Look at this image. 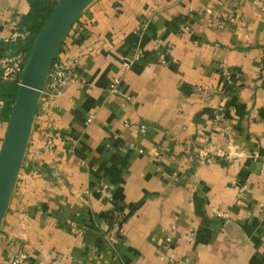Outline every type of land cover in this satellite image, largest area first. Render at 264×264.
Listing matches in <instances>:
<instances>
[{
	"label": "crops",
	"instance_id": "crops-1",
	"mask_svg": "<svg viewBox=\"0 0 264 264\" xmlns=\"http://www.w3.org/2000/svg\"><path fill=\"white\" fill-rule=\"evenodd\" d=\"M30 5L0 0L1 53ZM263 6L92 1L59 51L76 81L38 107L0 264H264Z\"/></svg>",
	"mask_w": 264,
	"mask_h": 264
},
{
	"label": "water",
	"instance_id": "water-1",
	"mask_svg": "<svg viewBox=\"0 0 264 264\" xmlns=\"http://www.w3.org/2000/svg\"><path fill=\"white\" fill-rule=\"evenodd\" d=\"M92 1L59 0L27 51L0 147V227L23 165L48 71L69 29Z\"/></svg>",
	"mask_w": 264,
	"mask_h": 264
},
{
	"label": "built area",
	"instance_id": "built-area-1",
	"mask_svg": "<svg viewBox=\"0 0 264 264\" xmlns=\"http://www.w3.org/2000/svg\"><path fill=\"white\" fill-rule=\"evenodd\" d=\"M51 2H58L59 0H50ZM264 10V6L262 7ZM211 13L210 11H208ZM212 22L217 26V28L222 29L223 24L220 19L216 15H212L211 17ZM75 24V23H74ZM73 24V25H74ZM73 27V26H72ZM184 30H188V26L184 27ZM22 37H26L24 33ZM64 42V40H63ZM27 52L19 49L17 51H9L6 53L0 52V78L3 82L19 84L20 74L24 65V61L26 58ZM74 61H67L65 58L60 56V52L57 53L49 71L47 74V80L43 91L41 92L39 98V105L48 103L53 99L57 98L58 96L62 95L65 89L76 81V76L73 72ZM221 67L224 68L223 65ZM117 81L115 82V84ZM114 89V86L112 87ZM37 115V114H36ZM36 117V116H35ZM221 117L219 115L214 116V124L219 122ZM140 132L145 133L146 126L140 125L139 127ZM44 146L45 150L51 151L54 147V135L50 132H46L44 135ZM115 138V137H113ZM126 149H133L136 150L133 145H129ZM138 153H142V150H136ZM205 158L210 159L211 156L209 153L205 155ZM216 217L223 218L220 212H215ZM69 229L74 234H81L83 231L77 227V225L73 221H68ZM193 236V232L190 231L188 233V237L191 238ZM172 239L169 237L166 239L165 247L167 248ZM27 256L24 252H19L15 254L12 259L10 260V264H22L26 260ZM167 264H178L173 257H169Z\"/></svg>",
	"mask_w": 264,
	"mask_h": 264
},
{
	"label": "trees",
	"instance_id": "trees-1",
	"mask_svg": "<svg viewBox=\"0 0 264 264\" xmlns=\"http://www.w3.org/2000/svg\"><path fill=\"white\" fill-rule=\"evenodd\" d=\"M56 3V1L51 2L50 0H31L30 13L22 21L24 30L23 33L26 34L25 41L18 40L17 42L13 43L12 47H10L12 51H17L19 49H22L26 52L28 51L35 35L50 15ZM61 47L62 45L60 46L58 52L60 51ZM16 90V84L3 82L0 78V95L4 100L5 108H7L9 112L11 111V107L14 102Z\"/></svg>",
	"mask_w": 264,
	"mask_h": 264
},
{
	"label": "rangeland",
	"instance_id": "rangeland-1",
	"mask_svg": "<svg viewBox=\"0 0 264 264\" xmlns=\"http://www.w3.org/2000/svg\"><path fill=\"white\" fill-rule=\"evenodd\" d=\"M73 28V27H72ZM72 28H71V30L70 31H68V34H67V36L64 38V41L69 37V35H71V31H72ZM63 43V42H62ZM220 67V69L223 71V72H225L226 71V69H225V67L223 68V67H221V65L219 66ZM228 72V71H227ZM213 119H214V117H213ZM212 160H214V159H212ZM15 255V254H14ZM13 255V256H14ZM12 256V257H13ZM12 259V258H11ZM9 264H10V261H9Z\"/></svg>",
	"mask_w": 264,
	"mask_h": 264
}]
</instances>
